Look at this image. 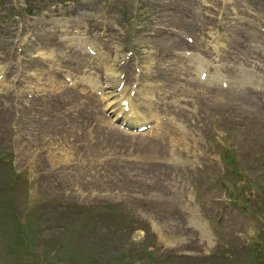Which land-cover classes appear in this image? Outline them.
Listing matches in <instances>:
<instances>
[{"label":"rangeland","instance_id":"374dc122","mask_svg":"<svg viewBox=\"0 0 264 264\" xmlns=\"http://www.w3.org/2000/svg\"><path fill=\"white\" fill-rule=\"evenodd\" d=\"M0 68V264H264V0H0Z\"/></svg>","mask_w":264,"mask_h":264},{"label":"bare ground","instance_id":"6f19581e","mask_svg":"<svg viewBox=\"0 0 264 264\" xmlns=\"http://www.w3.org/2000/svg\"><path fill=\"white\" fill-rule=\"evenodd\" d=\"M42 55H44V52H41ZM193 57V56H192ZM193 59V58H192ZM195 62V61H194ZM203 62V61H201ZM212 65V64H211ZM207 71V70H206ZM209 71V70H208ZM222 74V73H221ZM110 79L108 80V92L109 93H113L115 92V90L119 87L120 83L117 80V72L115 71H111L110 72ZM213 75V74H212ZM213 77V76H212ZM117 87V88H116ZM124 93V92H123ZM128 102L127 105L129 104V109L126 110L123 105H122V100H125ZM132 99H129L128 97H121V99H117V98H113V99H109V103H108V107H111V105H113L115 108L117 107V111L118 112H123L124 115L131 119L130 121H137L140 122L142 120H144L145 117H143L141 115L140 109L138 110L134 105V103H132V101H130ZM153 100V99H152ZM121 103V104H120ZM56 164V163H55ZM53 165V164H52ZM56 167V166H55ZM58 168V167H57ZM53 172V171H52Z\"/></svg>","mask_w":264,"mask_h":264}]
</instances>
